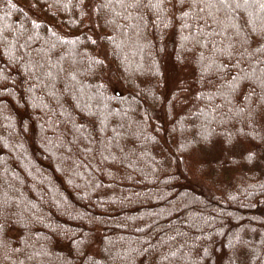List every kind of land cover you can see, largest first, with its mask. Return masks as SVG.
Masks as SVG:
<instances>
[{"label":"trees","instance_id":"16d2710c","mask_svg":"<svg viewBox=\"0 0 264 264\" xmlns=\"http://www.w3.org/2000/svg\"><path fill=\"white\" fill-rule=\"evenodd\" d=\"M264 264V0H0V264Z\"/></svg>","mask_w":264,"mask_h":264},{"label":"rangeland","instance_id":"374dc122","mask_svg":"<svg viewBox=\"0 0 264 264\" xmlns=\"http://www.w3.org/2000/svg\"><path fill=\"white\" fill-rule=\"evenodd\" d=\"M27 264H31V263L28 261Z\"/></svg>","mask_w":264,"mask_h":264}]
</instances>
